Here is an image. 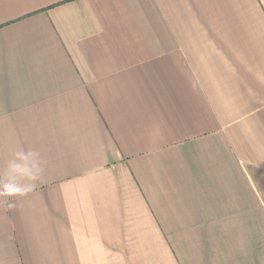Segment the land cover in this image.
<instances>
[{
    "label": "crops",
    "instance_id": "crops-1",
    "mask_svg": "<svg viewBox=\"0 0 264 264\" xmlns=\"http://www.w3.org/2000/svg\"><path fill=\"white\" fill-rule=\"evenodd\" d=\"M30 183L0 264H264V0H0V184Z\"/></svg>",
    "mask_w": 264,
    "mask_h": 264
},
{
    "label": "clouds",
    "instance_id": "clouds-1",
    "mask_svg": "<svg viewBox=\"0 0 264 264\" xmlns=\"http://www.w3.org/2000/svg\"><path fill=\"white\" fill-rule=\"evenodd\" d=\"M29 155H36L35 153H29ZM35 171L26 170V175L24 176L25 180L35 181L39 178V164L38 162L32 166ZM35 187L34 183L27 184L22 187L13 186L11 184H0V197H17L24 196L28 192H31Z\"/></svg>",
    "mask_w": 264,
    "mask_h": 264
}]
</instances>
